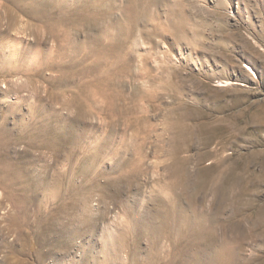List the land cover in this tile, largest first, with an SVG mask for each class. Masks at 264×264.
<instances>
[{
  "label": "rangeland",
  "instance_id": "374dc122",
  "mask_svg": "<svg viewBox=\"0 0 264 264\" xmlns=\"http://www.w3.org/2000/svg\"><path fill=\"white\" fill-rule=\"evenodd\" d=\"M0 264H264V0H0Z\"/></svg>",
  "mask_w": 264,
  "mask_h": 264
},
{
  "label": "bare ground",
  "instance_id": "6f19581e",
  "mask_svg": "<svg viewBox=\"0 0 264 264\" xmlns=\"http://www.w3.org/2000/svg\"><path fill=\"white\" fill-rule=\"evenodd\" d=\"M249 70H251V69H249ZM252 71V70H251Z\"/></svg>",
  "mask_w": 264,
  "mask_h": 264
}]
</instances>
